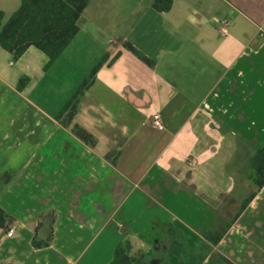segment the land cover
<instances>
[{"label": "crops", "instance_id": "0c3cea01", "mask_svg": "<svg viewBox=\"0 0 264 264\" xmlns=\"http://www.w3.org/2000/svg\"><path fill=\"white\" fill-rule=\"evenodd\" d=\"M155 1L92 0L49 69L35 47L15 60L0 46V207L13 222L0 264H109L124 240L144 264H182L176 239L204 243L202 264H264V187L250 178L264 146V0H172L163 13ZM21 3L0 0L4 24ZM228 224L217 245L204 239Z\"/></svg>", "mask_w": 264, "mask_h": 264}, {"label": "trees", "instance_id": "16d2710c", "mask_svg": "<svg viewBox=\"0 0 264 264\" xmlns=\"http://www.w3.org/2000/svg\"><path fill=\"white\" fill-rule=\"evenodd\" d=\"M92 0H22L20 8L4 24L5 14L0 11V46L11 53L15 60H19L31 48L43 52L49 59L46 68L49 69L64 53L80 31L79 20ZM172 0H156L153 8L159 12L171 10ZM140 56L132 46H128ZM148 65L153 63L146 57H141ZM97 69L91 78L83 84L73 99L65 106L59 118L65 127H70L76 115L77 100L94 80ZM28 83L27 78L20 80L18 89L22 91ZM73 133L91 147L96 145V140L87 130L79 125H74ZM110 158V157H109ZM250 178L258 189L264 187V146L257 150L251 158ZM7 183V180L4 182ZM255 197L253 194L242 205L241 212ZM51 233L46 242H36L33 245L40 249L51 245L54 238L53 223ZM13 225L11 217L0 207V227L9 230ZM230 229L228 224L221 234L207 232L204 239L217 245ZM170 250L177 255L182 264H202L205 259L204 243L201 251L196 253L187 248L181 240H169ZM109 264H144L140 257L132 253V244L129 240L120 242L114 252L113 260Z\"/></svg>", "mask_w": 264, "mask_h": 264}, {"label": "rangeland", "instance_id": "374dc122", "mask_svg": "<svg viewBox=\"0 0 264 264\" xmlns=\"http://www.w3.org/2000/svg\"><path fill=\"white\" fill-rule=\"evenodd\" d=\"M105 16H106V14H105ZM122 16H123V14H120V13L116 14V16H115V17H116V20H118V19L121 18ZM113 24H114V23H113ZM89 30H90V29H89ZM120 31H121V33H123V32H124V29H122V30H120ZM111 32H112V30H109V29H108V30L106 31V34L109 36V35H111V34H110ZM115 34H116V33H115ZM86 37H87V39H88V44H92L93 34L90 33V34H88ZM104 48H105V50L107 49L106 51H107V53H108V51L111 50L112 46H111V44H107ZM104 48H103V50H104ZM85 49H86V51H87V46H86V45H85ZM103 55L106 56L105 53H104ZM104 58H105V57L103 56L102 60L100 59V60H101V61H100L101 63H102V61L104 60ZM100 62H99V63H100ZM85 65H86V63H85ZM99 65H100V64H99ZM99 65H98V66H99ZM84 71H85V69H84ZM88 73H90V72H88ZM91 73H92V72H91ZM91 73H90V74H91ZM90 74H89V75H90ZM90 76H91V75H90Z\"/></svg>", "mask_w": 264, "mask_h": 264}, {"label": "built area", "instance_id": "2783aa9c", "mask_svg": "<svg viewBox=\"0 0 264 264\" xmlns=\"http://www.w3.org/2000/svg\"><path fill=\"white\" fill-rule=\"evenodd\" d=\"M223 34L224 35H227V31L224 29L223 30ZM153 124L159 129V130H163L164 129V126L161 122V118L160 116L156 115L154 118H153ZM120 230H124V226H120ZM13 230L12 228H10L8 231H7V235L10 236L12 234Z\"/></svg>", "mask_w": 264, "mask_h": 264}]
</instances>
